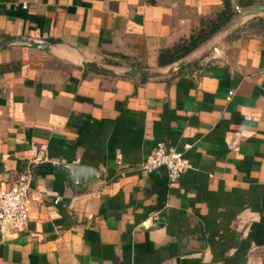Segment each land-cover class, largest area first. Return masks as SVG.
Listing matches in <instances>:
<instances>
[{"label":"crops","instance_id":"0c3cea01","mask_svg":"<svg viewBox=\"0 0 264 264\" xmlns=\"http://www.w3.org/2000/svg\"><path fill=\"white\" fill-rule=\"evenodd\" d=\"M223 3L0 0V42L56 44L0 50V186L28 164L35 175L27 231L0 237V264H264V34L253 21L173 76L79 64L161 66L162 50ZM159 143L190 160L177 182L141 168ZM67 164L103 178L76 183Z\"/></svg>","mask_w":264,"mask_h":264},{"label":"water","instance_id":"95a60500","mask_svg":"<svg viewBox=\"0 0 264 264\" xmlns=\"http://www.w3.org/2000/svg\"><path fill=\"white\" fill-rule=\"evenodd\" d=\"M231 5L235 10V15L226 22L219 31L214 33L208 40L197 45L191 52L182 58L171 62L162 64V66L153 68H142L140 66L124 67L117 65H110V63H99L91 61L81 55L80 66L93 70L99 73H107L112 76L117 77H129V78H139V79H155L162 78L163 76H173L177 72L183 70L186 67L193 65L195 62H200L203 58L208 56L213 51H216L224 41L230 39L235 33H238L249 22L264 19V5H248V7H242L239 5L238 0H230ZM16 44H23L25 46L35 47L42 50H51L56 47V44L49 41H36L34 39L25 38L22 36H15L9 39H5L0 42V50L6 49ZM66 168L71 170L75 175V181L83 182L84 180L94 182L103 178V173L99 170L90 167L83 166L81 164H67ZM166 169L164 165L162 167Z\"/></svg>","mask_w":264,"mask_h":264},{"label":"built area","instance_id":"2783aa9c","mask_svg":"<svg viewBox=\"0 0 264 264\" xmlns=\"http://www.w3.org/2000/svg\"><path fill=\"white\" fill-rule=\"evenodd\" d=\"M23 8H26L23 5ZM233 92H230V97ZM166 166L168 181L177 182L192 167L190 160L182 153L168 151L165 143H159L145 157L141 168L155 171ZM35 178L34 165L28 164L19 171L17 178L10 187L0 186V237L19 236L27 231L30 219V195L32 181ZM58 200H56L57 202Z\"/></svg>","mask_w":264,"mask_h":264},{"label":"trees","instance_id":"16d2710c","mask_svg":"<svg viewBox=\"0 0 264 264\" xmlns=\"http://www.w3.org/2000/svg\"><path fill=\"white\" fill-rule=\"evenodd\" d=\"M239 3L242 7H247L250 2L244 3L242 0H239ZM223 5V9L220 10L219 13L208 19L202 20L198 29L196 28L191 32L188 38L183 39L171 48L163 49L159 54L157 65L162 66V64H169L182 58L189 54L197 45L199 46L214 35V33L219 31L220 28L235 15V10L230 0H224ZM251 23L258 33L264 34V19H258Z\"/></svg>","mask_w":264,"mask_h":264},{"label":"rangeland","instance_id":"374dc122","mask_svg":"<svg viewBox=\"0 0 264 264\" xmlns=\"http://www.w3.org/2000/svg\"><path fill=\"white\" fill-rule=\"evenodd\" d=\"M257 21V20H256Z\"/></svg>","mask_w":264,"mask_h":264}]
</instances>
